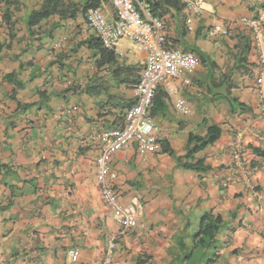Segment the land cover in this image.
Masks as SVG:
<instances>
[{
  "label": "crops",
  "instance_id": "0c3cea01",
  "mask_svg": "<svg viewBox=\"0 0 264 264\" xmlns=\"http://www.w3.org/2000/svg\"><path fill=\"white\" fill-rule=\"evenodd\" d=\"M88 1L65 0L68 13L53 11L30 25L36 11H52L57 0H0V264H103L111 242L114 264L148 257L154 264H180L182 256L171 253L193 243L209 212L223 217L227 252L246 261L260 257L264 102L255 91L257 53L249 31L234 26L229 36H212L211 30L264 17V0H204L202 16L195 18L185 8L161 9L168 47L201 63L159 90L164 106L151 118L163 153L143 156L133 142L109 161L118 175L119 203L140 200L135 226L126 234L102 199L96 176L100 146L92 139L125 126L147 54L124 39L108 49L111 57L104 56L87 22ZM99 4L96 9L113 22L109 3ZM13 73L25 86L16 99L13 83L4 79ZM237 75L244 78L240 87L233 82ZM227 83L231 92L240 90L236 108L217 103L209 122L198 107L215 104L217 90ZM179 100L187 102L188 115L175 108ZM212 125L222 130L218 141L187 157L191 135L204 136ZM238 144L247 176L233 164Z\"/></svg>",
  "mask_w": 264,
  "mask_h": 264
},
{
  "label": "built area",
  "instance_id": "2783aa9c",
  "mask_svg": "<svg viewBox=\"0 0 264 264\" xmlns=\"http://www.w3.org/2000/svg\"><path fill=\"white\" fill-rule=\"evenodd\" d=\"M112 6L115 20L109 22L105 14L96 8L89 10L87 22L106 49L114 48L121 40H130L135 49L147 54L146 64L139 81L134 86L135 105L126 112L125 126L104 131L94 135L92 141L100 146L96 160V176L101 185V196L109 206L115 220L120 224L122 233L126 234L134 226L141 211L140 200L133 198L129 205L122 206L118 201L115 181L117 174L111 169L112 156L138 143L143 156L160 150L158 132L151 118L153 101L159 88L171 80L180 78L184 73H193L200 66V60L190 53H185L167 46V33L163 20L152 13L150 2L154 0H106ZM193 18L203 13L204 0H176ZM243 28L250 32L254 50L257 53L259 73L256 78L255 91L264 102V17H243L229 28L215 27L211 35H229L231 27ZM175 108L181 114L188 115L190 108L185 100H179ZM264 109V105H263ZM233 163L237 171L246 175L245 161L241 146L233 149ZM227 182L223 183L227 187ZM115 244L111 242L103 264H112ZM74 261L77 252H70Z\"/></svg>",
  "mask_w": 264,
  "mask_h": 264
},
{
  "label": "trees",
  "instance_id": "16d2710c",
  "mask_svg": "<svg viewBox=\"0 0 264 264\" xmlns=\"http://www.w3.org/2000/svg\"><path fill=\"white\" fill-rule=\"evenodd\" d=\"M151 4V9L152 13L155 17H161L162 16V11L161 9H164L166 7H173L176 10H181L184 8L183 4L180 3V1L176 0H154L150 2ZM99 0H89L87 7L90 8H98L99 7ZM49 7L45 6L43 9L36 11L32 16H31V22L30 25H36L39 22L43 21L48 17V14H51L53 11L57 12L59 14H66L69 12V9L66 7L65 0H57V4L53 5L52 11H49ZM158 12L160 14H158ZM11 34L14 30L12 26L8 23ZM101 43V42H100ZM95 44L97 47V40H95ZM102 45V44H101ZM103 47V46H102ZM101 53L104 56L111 57V52L108 49H105L104 47L101 49ZM203 60L204 58L201 57ZM112 59H110L111 61ZM17 74H9L7 75L4 79L9 82L13 83V91L11 93V96L13 99H16L17 95L24 89V84L19 81L17 78ZM163 94L162 92H158V94L154 98V103H153V108L151 109V115L153 112L160 111L163 109L164 106V101H163ZM163 102V103H162ZM232 107H235L237 105V100L234 98L233 100L229 101ZM221 128L218 125H212L208 128L206 135L200 136V135H191L190 138V146L191 149L189 150V154H187V157H194L201 151L205 150L207 147L214 145L218 139L221 136ZM161 152L163 153L164 150L160 149ZM159 150V151H160ZM158 151V152H159ZM156 152V153H158ZM166 154L170 155L172 158H175L180 160V158H177V156L174 154L173 151H165ZM153 154V153H152ZM185 168H189L187 164H184ZM224 224L223 217L221 215H215L213 212H209L206 215L203 216L199 230L194 237L193 240V247L187 251L188 245H181V250L182 252H185V255L182 256V261H180V264H185V261L187 262L186 264H196L195 263H190L192 260L198 261V259H205L206 261L202 262V264H216L219 262V253L217 252L215 255L212 257L207 256V251L209 248H211L217 241V237L222 231V226ZM199 250V251H198ZM199 253H198V252ZM186 256V257H185ZM201 262V261H200ZM139 264H154L153 260H151L150 257L148 258H143L138 261Z\"/></svg>",
  "mask_w": 264,
  "mask_h": 264
},
{
  "label": "rangeland",
  "instance_id": "374dc122",
  "mask_svg": "<svg viewBox=\"0 0 264 264\" xmlns=\"http://www.w3.org/2000/svg\"><path fill=\"white\" fill-rule=\"evenodd\" d=\"M197 76H200V74H198ZM210 77L211 76H208L207 79L209 80ZM243 79L244 78H242L240 75H237L236 77H233V82L236 83L237 86L240 87L241 85H239V84L242 83V80ZM217 93L220 94V95H219V97H218V99H217V101H216L215 104L209 102V103H207V105H206L205 108L198 107V110L202 112V116L204 115V116L209 117V122L211 121L210 115L215 111V107L217 106V103L218 104H221L222 107H225V105H227L228 103L230 104L229 101L233 100L234 98L240 97V90L239 89H233V92H231V89H229V83H227L225 85V87H223L221 89H218L217 90ZM227 108H229L228 105H227ZM229 109H231V108H229ZM167 158L170 159L169 157H167ZM173 159H175V158H173ZM173 159H170V160L173 161V164H176V161L173 160ZM159 172H160V170H159ZM228 243H230L229 238H225L223 240L222 232H220V234L217 237L216 243L211 248H209V250L206 252L207 253V256L212 257L213 255H215L218 252L220 259H219V262L216 263V264H264V248H263V254L260 257H256L253 260L246 261L244 259H240L241 256L239 257L236 254H232V252H229V251L227 252L226 251V248H227L226 245ZM221 244H224V245H221ZM187 245H188L187 251H189L193 247V244L191 243V241L188 240L187 241ZM262 246L263 245L260 243L259 249ZM185 252H182V250H181V252L178 253V254H175V253H171V254L178 255V256H184L185 255ZM180 261H182V258L179 260V263H180ZM204 261H206V260L202 258V259H198V261L192 260L190 263L197 262L196 264H202V262H204ZM186 263L187 262L185 261V264ZM113 264H114V260H113Z\"/></svg>",
  "mask_w": 264,
  "mask_h": 264
},
{
  "label": "clouds",
  "instance_id": "9594fccd",
  "mask_svg": "<svg viewBox=\"0 0 264 264\" xmlns=\"http://www.w3.org/2000/svg\"><path fill=\"white\" fill-rule=\"evenodd\" d=\"M110 5V4H109ZM112 7V6H111ZM113 9V8H112ZM115 14V13H114ZM203 14V13H202ZM202 16V15H201ZM201 16H199V17H201ZM157 18H159V17H157ZM159 19H161V18H159ZM162 20V19H161ZM227 28H229V26H227ZM237 29H239V28H237ZM233 30L231 29L230 30V33L232 32ZM167 33V32H166ZM224 36H229V35H224ZM102 44V43H101ZM167 46H168V38H167ZM195 56V55H194ZM199 59V58H198ZM200 60V59H199ZM199 68V67H198ZM141 77V76H140ZM139 81V80H138ZM161 88V87H160ZM160 88H159V90H160ZM159 90H158V92H159ZM158 94V93H157ZM153 103H154V101H153ZM135 105V104H134ZM133 105V106H134ZM132 106V107H133ZM131 107V108H132ZM153 108V107H152ZM112 130V129H111ZM233 149H234V147H233ZM243 152V151H242ZM232 158H233V152H232ZM244 158V157H243ZM234 164V163H233ZM235 167V166H234ZM117 178H118V175H117ZM114 255H115V252H114ZM106 258V257H105ZM113 260H114V257H113ZM104 261H105V259H104ZM104 261H103V263H104ZM112 264H113V262H112Z\"/></svg>",
  "mask_w": 264,
  "mask_h": 264
}]
</instances>
